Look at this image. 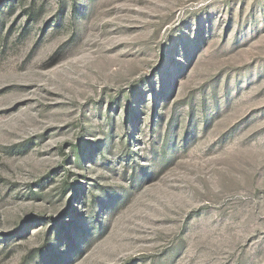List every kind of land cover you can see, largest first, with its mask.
I'll list each match as a JSON object with an SVG mask.
<instances>
[{
  "label": "rangeland",
  "instance_id": "obj_1",
  "mask_svg": "<svg viewBox=\"0 0 264 264\" xmlns=\"http://www.w3.org/2000/svg\"><path fill=\"white\" fill-rule=\"evenodd\" d=\"M0 264H264V0H0Z\"/></svg>",
  "mask_w": 264,
  "mask_h": 264
}]
</instances>
